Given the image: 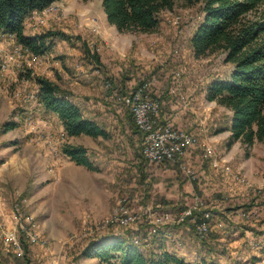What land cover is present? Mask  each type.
Here are the masks:
<instances>
[{
  "label": "rangeland",
  "instance_id": "1",
  "mask_svg": "<svg viewBox=\"0 0 264 264\" xmlns=\"http://www.w3.org/2000/svg\"><path fill=\"white\" fill-rule=\"evenodd\" d=\"M49 5L44 12L40 9L31 12L25 21L26 32L52 28L65 30L69 36H53L49 49L41 53L42 56L27 51L25 47L26 58L22 57L18 62L15 54H9L7 71L4 76L0 74L9 97L14 99L0 106V193L4 202L14 204L13 218L5 219L4 225L0 223V264H100V258L82 259L80 251L86 241L99 236L102 231L122 230L135 236L147 256L164 246L175 248L179 245L190 264H264V213H255V220L233 219L225 215L227 209L222 208L223 204L233 203L230 207L233 208L247 203L241 194L225 201L227 196L223 194L221 178L218 183H203L208 178L201 172V159L196 160L194 155L195 152L202 154L205 157L203 164L210 156L204 154L201 145L190 146L175 160L157 163L145 158L142 153L143 131L136 125L131 107L122 97L140 81L146 83L147 91L148 88L157 89V96L151 91L148 93L159 97L161 118L195 132L201 139V136L208 137L210 143H201L204 147H212L211 159L219 161L217 153L231 166L226 171L216 165L220 172L230 173L247 185L260 187L257 202L264 205V139H256L249 147L243 142L236 143V140L227 145L226 125H229L232 110L206 96L207 84L215 77L229 76L233 62L225 59L222 49L199 56L194 54L191 35L203 17L201 2L176 0L172 7L160 10L158 25L146 32L125 31L111 25L102 0H54ZM84 40L91 50L100 52L101 63L84 51ZM15 43L13 37L0 34V64L5 51L12 50ZM125 61L131 63L128 69H125ZM13 66L15 70L8 72ZM125 70L131 80L121 79ZM37 73L56 77L73 94L86 115L96 116L109 128L110 135H101V139L85 132L73 139L85 144L91 158L96 157L94 162L101 165L108 200L102 197L94 205L84 191L81 192V179L84 178L81 168H88L83 163H79L82 167L74 165L69 168L68 180L66 177L63 180L60 175L44 177L43 173H37L36 167L45 155L43 140L45 142L46 136L53 135L46 126L47 120L58 129L56 138L62 137L61 119L55 113L52 115L43 101L40 103L38 83L34 79ZM8 122L14 125L7 128ZM10 160L15 162L17 173L14 177L7 172ZM183 164L196 170L194 178L186 174ZM46 183L51 185L48 190L43 187ZM62 185L68 190L63 192L66 197L60 204L53 190ZM34 191L37 193L32 208L36 204V211L30 210L32 215L27 211L26 197ZM195 192L200 194L204 203L194 207L192 214L210 209L213 217L217 213L223 215H220L224 221L222 225L212 220L203 234L191 224L195 216L186 213L184 218L178 219L183 210L194 203ZM209 192L218 203L211 201ZM17 201L22 212L21 222L30 229L29 237L42 243L36 247L49 246L51 236L48 230L53 236L62 233L70 244L65 255L59 251L44 255L34 249L33 244L38 243L31 242H27L25 253L23 246L22 252L16 249H20L16 239L20 237ZM120 202L126 203L129 210L138 212V219L127 222L111 220ZM166 211L170 214L165 215ZM12 221L14 228L9 229L7 226ZM233 222L239 225L231 229L229 226ZM152 223L157 224L151 227V235L147 236ZM239 254L241 256L237 257ZM167 264L177 263L170 261Z\"/></svg>",
  "mask_w": 264,
  "mask_h": 264
},
{
  "label": "trees",
  "instance_id": "2",
  "mask_svg": "<svg viewBox=\"0 0 264 264\" xmlns=\"http://www.w3.org/2000/svg\"><path fill=\"white\" fill-rule=\"evenodd\" d=\"M53 1L0 0V30L13 33L14 39L27 51L41 55L49 49L53 36H69L62 29L48 28L36 33L25 31V21L31 12L43 10ZM175 1L102 0V4L107 19L120 30H152L160 21V10L172 7ZM185 1H200L204 12L191 35L194 54L199 56L222 49L225 59L233 62L229 76L215 77L206 87L208 98L215 99L232 110L231 133L226 144L230 145L236 139H241L249 147L256 139H264V0ZM83 49L101 63L100 52L91 50L86 40L83 41ZM128 73L125 70L121 79L126 80ZM34 78L38 83L40 103L43 101L47 109L58 113L68 135L82 132L96 136L110 135L109 128L96 118L86 115L81 106L71 98L68 89L57 79L40 73L34 74ZM142 82L133 88H138ZM13 125V122H8L7 128ZM62 149L76 162L90 168L98 167L85 144L66 140ZM256 204L259 205V202ZM202 214L201 210L191 222L194 227ZM27 242V238L22 235L24 253L28 249ZM80 253L97 255L101 261H107V264H167L170 261L190 264L184 254L165 246L147 256L135 241V236L127 230L109 231L103 236L91 237Z\"/></svg>",
  "mask_w": 264,
  "mask_h": 264
},
{
  "label": "crops",
  "instance_id": "3",
  "mask_svg": "<svg viewBox=\"0 0 264 264\" xmlns=\"http://www.w3.org/2000/svg\"><path fill=\"white\" fill-rule=\"evenodd\" d=\"M45 9H43L41 11L44 12ZM40 19H42V21L44 20V18L41 17V15H40ZM27 20H28V17L26 18V21ZM25 24H26V22H25ZM111 25H115V24L111 23ZM115 27H117V26L115 25ZM134 30H141V29H134ZM152 30H154V29H152ZM152 30H142V31L146 32V31H152ZM25 31H26V28H25ZM31 33H34V32H31ZM124 64H125V69H128L130 67V65H131V63L128 62V61H125ZM15 68L16 67L13 66L12 68H10V70L8 72H13L15 70ZM54 78H56V77H54ZM131 79L130 78L129 79L126 78V80H131ZM36 87H37V85H36ZM146 88H148V86ZM147 92H150L152 95H156V96L159 95L158 94L159 92H158L157 89H153L152 90V88H151L149 90V88H148ZM8 94H10V93L8 91V88L6 87V84L0 80V96H1L0 97V106L5 104L9 99H10L11 102L14 101L13 97L11 96V98H10ZM70 96H71V98L74 101H76V98L73 96V94L70 95ZM51 111L53 113L52 115H54V113H55L56 117L60 120L58 113L56 111H53V110H50L49 112H51ZM93 118H96L99 121V119L96 116L95 117L93 116ZM44 121H46V120H44ZM47 121H49V122L46 124V126H48L51 129L50 134H53V135L50 136V137L46 136L45 142L43 140V143L45 144V150H44L45 151V155L43 157L44 159H42V161L36 167L37 168L36 171H38L37 172L38 174L39 173L40 174L43 173L44 177H51L52 175H57V176L60 175L59 177H62L63 180H64L65 177L68 180L69 179V175H68L69 168L74 166V165H80V164L77 163L74 159H72L68 154H66L63 151V149L60 146V144L62 145L63 141H65V140H69V141L75 142L73 140L74 137H77L81 133L68 135L66 133V131H64L65 128H64L63 123L61 122L60 123V127L62 129L61 130L62 137L60 136L59 137L60 139L58 137L56 138V135H58V133H57L58 129H55V127L52 125L50 120H47ZM230 123H231V119L229 121V125H226V130H227V132L225 134L226 136H229V134L231 133V125H230ZM88 134H85V135H88ZM89 135H92V134H89ZM102 136L101 135H97L96 137L101 139ZM201 137H202V139H201L202 142H209V143L211 142V140L208 137H206V136H201ZM78 142L80 143V141H77L76 143H78ZM238 142L241 143L243 141L241 139H236V143H238ZM192 151H194V149H192ZM215 152H216V150H215ZM194 156H195L196 160L201 159V163L199 165V166L202 167L201 172L203 173V175H205L206 179L208 178L203 183L206 184L208 182L210 183V182H213V181L215 183H218L219 182L218 178L219 179L221 178L220 181L222 183H224V186L222 187L223 190H224L223 194H225L227 196V200H225V201H228V202L231 201V199H233L234 195H236L235 196L236 198H238L237 195H239V194L243 195L242 199H245L244 202L247 203V204H243V205L236 206V207H233V208H230L232 205H234L233 203L223 204L222 208H226L227 209V210H224L225 213H226L225 215L227 217H229V218L241 217L242 219H247V220L248 219H250V220L251 219L252 220L257 219V217L254 215L255 213H251V209L260 206V205L256 204L257 201H258L257 199H258L259 195H261L260 187L257 188V187H253L250 184L247 185L245 182L240 181L238 179H235L234 178L235 176L230 174V173H223L224 171L220 172L219 167H216V166L212 165V162H211L212 159H210V158H208L206 160L207 161L206 164H203V162L205 161V157H203L202 154H198L197 152H195ZM216 156L218 157L219 161L222 164H227V169L228 170H226V171H229L231 169V166H230L229 162H223L222 158H220L217 153H216ZM94 158H96V157H94ZM94 158H92V159H94ZM14 163L15 162L10 160V164L8 166V169H7L8 175L10 177H14L13 175H16V173H17L15 168H14ZM80 167H82V166L80 165ZM234 167H236V166L234 165ZM101 170H102L101 169V165H98L97 168H90V167H88V168H83L82 167L81 168V171H82L83 176H84V178L81 179L82 180V184L80 185V187H82V189H83V190H81V192L84 191L85 196L87 197V199L90 200V202L92 204H94V205L102 197H105V199L108 200V195H107L108 187L104 186V182L102 181L103 179H102V176H101L102 175L101 173L103 171H101ZM262 175H263L262 176V179H263L264 174H262ZM213 177H217V178L213 179ZM203 183H201V184L203 185ZM50 186H51L50 184L46 183V185H44L43 187L46 190H48V189L51 188ZM200 187H201V185H200ZM65 190L67 191L68 189L63 187V185L59 186V187H56L53 190L56 193V197L59 199L60 204H61V202L64 201V197H66L65 195H63V192ZM36 193L37 192L34 191V193L33 192L30 193L26 197L28 199L26 201V203L29 205L28 206L29 210L27 208L26 209H27L28 213H30L32 215H33V213H31L30 210L36 211V208H35L36 204L34 205V208H32L33 204H34V203L32 204V202L35 200ZM209 193L208 194L210 195L209 198L211 199V201L212 202L215 201V203H218L213 198V195L211 194V192H209ZM3 198L4 197L0 193V223H2L4 225L5 219L9 220V219L13 218V206H14V204H7L6 202H4V200H2ZM25 200L26 199H24V201ZM213 215H216V216L213 217L211 210L207 209V219L208 220H215L216 219L217 221H220L221 224H223L224 221H223V219L220 216L222 214L217 213V214H213ZM30 219L31 218L28 217V220H30ZM243 223H244V220H243V222L241 224H243ZM224 224H226V223H224ZM238 225L239 224L237 222H233L232 225L229 226V227H231V229H234V227H237ZM246 225H249V222H247ZM7 227L9 229L14 228V222L12 221V223L9 226H7ZM106 232H109V231H106ZM106 232H103V231L99 232V236H103L104 234H106ZM48 235L51 236L50 242H49V246L47 248H42V247L39 248V247H36V246H39V244H33L34 249L39 250V252H41V253L43 252L44 255L45 254H49L51 252H56V251H59L60 253L65 252V253H62V254L65 255L66 252H67L66 247L68 245H70V244H67V242L69 241L68 237L66 235H62V233L58 234L57 236H53V233H51L49 230H48ZM239 238L243 239L241 236ZM0 239H2V238H0ZM87 241H86V243H87ZM8 244H12V243H8ZM13 246L15 247V245H13ZM166 248H168L170 250H173V251H176L179 254H183L184 253V250L179 245H178V247L176 246L175 248H170V247H166ZM16 249L18 251H20V249H18L17 247H16ZM233 256L235 257V254H233L232 257ZM239 256H241V255L239 254L237 257H239ZM92 257H95V258L99 259V257L97 255H83L82 259H87V258H92ZM232 257H230L229 259L236 260L235 258H232ZM82 262H85V260H82ZM101 262L102 263H100V264H105L106 261H101Z\"/></svg>",
  "mask_w": 264,
  "mask_h": 264
},
{
  "label": "built area",
  "instance_id": "4",
  "mask_svg": "<svg viewBox=\"0 0 264 264\" xmlns=\"http://www.w3.org/2000/svg\"><path fill=\"white\" fill-rule=\"evenodd\" d=\"M50 6L51 5H49L48 8H50ZM36 11L38 10L36 9ZM0 34L14 38L13 33L11 32L0 31ZM8 54H15L17 61H20L22 57L25 58L24 46L16 41L12 50L5 51L4 57L0 64L1 76L5 75L4 73L8 68ZM177 73H179V70ZM144 85H146L145 82L138 88H133L127 93L122 94L124 101L131 107L137 125L143 131V155L150 161L160 163L164 161L175 160L186 153L190 146L198 144L204 149V154L210 156L211 159L212 147H204V145L201 143V138L195 132L177 126L170 119L161 118L159 114L161 106L159 97L151 96L145 89ZM211 162L214 166L218 165L227 169V164H222L218 160H211ZM182 168L189 177L194 178L196 176V170L190 166L183 164ZM193 201L194 203L192 205H189L183 210L181 215L178 217L179 220L184 218L186 213H193L194 207H200L201 204L204 203V199L197 192L194 193ZM261 212L264 213V205H260L259 207L251 209V213L259 214ZM21 213L22 212L18 206L17 216H19L20 219V237H16V239L20 243L19 252H22V235H24L31 243L42 244L41 242H36L31 237H29V228L24 226V224L21 222ZM169 214L170 211H166L165 215ZM139 215L140 214L138 212L129 210L126 203L120 202L116 205L110 219H117L119 222H127L128 220L138 219ZM193 216H195V219L197 218L196 215L193 214ZM160 217H163V215ZM211 221L212 220L207 219V209H204L201 218L196 220V229L203 234L209 229ZM214 221L216 224L222 225L220 221H217L216 219ZM154 224L157 223H152L148 228L147 236L150 235V229ZM0 238H2L1 235Z\"/></svg>",
  "mask_w": 264,
  "mask_h": 264
},
{
  "label": "bare ground",
  "instance_id": "5",
  "mask_svg": "<svg viewBox=\"0 0 264 264\" xmlns=\"http://www.w3.org/2000/svg\"><path fill=\"white\" fill-rule=\"evenodd\" d=\"M9 55V54H8ZM8 57V56H7ZM26 58V57H25ZM17 61V59H16ZM18 62V61H17ZM18 206H19V203H18ZM22 214V213H21ZM111 220H117V219H111ZM30 230V229H29ZM150 235H151V230H150ZM18 241V240H17Z\"/></svg>",
  "mask_w": 264,
  "mask_h": 264
}]
</instances>
